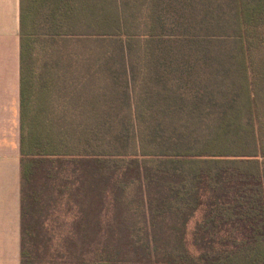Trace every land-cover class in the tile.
<instances>
[{"label":"trees","instance_id":"trees-1","mask_svg":"<svg viewBox=\"0 0 264 264\" xmlns=\"http://www.w3.org/2000/svg\"><path fill=\"white\" fill-rule=\"evenodd\" d=\"M20 153V264H264V0H20Z\"/></svg>","mask_w":264,"mask_h":264},{"label":"crops","instance_id":"crops-1","mask_svg":"<svg viewBox=\"0 0 264 264\" xmlns=\"http://www.w3.org/2000/svg\"><path fill=\"white\" fill-rule=\"evenodd\" d=\"M20 0H0V264H20Z\"/></svg>","mask_w":264,"mask_h":264},{"label":"rangeland","instance_id":"rangeland-1","mask_svg":"<svg viewBox=\"0 0 264 264\" xmlns=\"http://www.w3.org/2000/svg\"><path fill=\"white\" fill-rule=\"evenodd\" d=\"M93 183H90L89 185L87 186H91ZM84 208V206H83ZM200 216H201V213L200 212H197L196 215L194 216L192 222L189 224L188 226V244H189V248L191 249V251L196 254V250L194 249V245H193V241H192V230L194 228V224L200 219ZM65 219H60L59 220V223L62 221L63 223L60 224L61 228L62 229H67L68 231H70L72 233V235L74 237H72L73 239L75 240H72L71 242V246L74 250H80L81 247L84 246V242L85 241H80V239L83 238V236L86 234V231L84 230L83 227H80V228H75V229H72V222L69 219L65 220ZM85 220L83 219V222ZM79 226V225H78ZM82 226H84V224H82ZM51 228H54V231L51 232V235L54 234L56 231H57V225L54 224L53 227ZM50 228V229H51ZM91 230L95 231L97 230V227H92ZM66 233V231H65ZM94 234H100L98 232H93ZM67 234V233H66ZM69 234H67L68 236ZM89 235H92L89 233ZM85 238V237H84ZM112 242V241H111ZM133 245V244H132ZM20 248H21V240H20ZM135 250V248L133 246H131V243L128 242L127 240H122V241H118L116 243V248L114 246V250H113V255L116 256L120 262H122L123 264L124 263H128L129 264H149L148 261H138L135 258L134 256V253L133 251ZM116 253L118 255H116Z\"/></svg>","mask_w":264,"mask_h":264}]
</instances>
